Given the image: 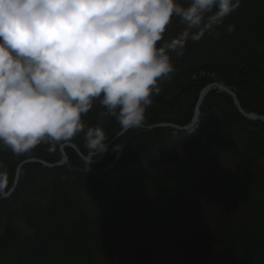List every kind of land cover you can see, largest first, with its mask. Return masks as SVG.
Returning a JSON list of instances; mask_svg holds the SVG:
<instances>
[{
	"label": "trees",
	"instance_id": "obj_1",
	"mask_svg": "<svg viewBox=\"0 0 264 264\" xmlns=\"http://www.w3.org/2000/svg\"><path fill=\"white\" fill-rule=\"evenodd\" d=\"M15 1L45 74H12L18 65L0 36L6 190L22 160L55 163L66 141L95 159L131 123L189 124L213 81L264 115V0H202L192 29L175 35L157 23L178 0H152L154 9L146 0H71L79 13L70 25L49 0ZM100 23L116 26L123 55L99 49ZM122 139L121 158L100 175L22 167L14 193L0 197V264H264V121L247 119L230 95L212 89L193 132L133 128ZM113 145L94 168L113 162Z\"/></svg>",
	"mask_w": 264,
	"mask_h": 264
},
{
	"label": "rangeland",
	"instance_id": "obj_2",
	"mask_svg": "<svg viewBox=\"0 0 264 264\" xmlns=\"http://www.w3.org/2000/svg\"><path fill=\"white\" fill-rule=\"evenodd\" d=\"M201 1L202 0H178V2L176 4H173V6L171 7L172 9L170 11L165 12V14L163 15V18H159V21L157 24L160 28V31L166 30L167 32L171 33L172 35H175L177 33H183L185 31H190V29H192V27L194 25V20L196 18L195 16L200 14L199 2H201ZM146 2L154 4V2H152V0L151 1L146 0ZM14 4L18 5V3L15 0H0V36L2 38L3 44H5L6 47H8L9 49L12 50V54H13L14 58L16 59L14 61L17 62V65H18L17 69L15 71H13L12 74H15L18 76V74L21 72V70H24L26 72V74L28 75V77L31 76V78L33 76H35V77H38L40 75L43 76L45 73L42 72L41 63L38 62V57H37L38 54L37 53L39 51H38L37 44H36V38L34 37V34H33L34 31L32 29V26L26 20H24L21 17V15L19 13L20 10H18L14 6ZM69 4L71 5L72 9H71ZM153 4H150L152 9H154L155 5L156 6L158 5V4H154V5ZM48 5L51 6L50 8L54 12H57L58 14H60L63 17L64 22L68 25L73 24L72 16L76 17V15L79 13V8L76 7L77 5L75 6V4L71 0H49ZM17 14H18V16H17ZM14 23L17 24L15 27L12 26ZM111 25L112 26L105 25L104 23L98 24L97 25L98 26V33H97L98 37L97 38L100 41L99 49L103 51V46H105L106 48H109V50H111V51L108 53V56L110 58L111 57L113 58V55L114 56L116 54L120 55L121 52L123 55V50H122L123 46H122L119 38L114 34L115 33L114 31H116V26L114 24H111ZM86 27L88 30H91V24H89ZM19 49H23L25 52H27V54L32 53V55H34V56L29 57V60L27 59L28 58L27 56H23L22 58L20 56L18 59V56H17V54H15V52H17ZM110 53H113V55ZM19 61L21 62V65L24 64V66L19 67ZM110 62H111V65L113 66L112 67L113 69L118 68V70L121 71L120 70L121 65H119L120 61L117 62V60H116L114 62L112 60ZM108 70L109 69H107V71ZM108 76L111 77L112 73L108 74ZM24 78H27V77H24ZM116 82H118V81H116ZM221 83H223V82H221ZM132 109H134V106H132ZM137 109L138 110H144V107L140 106ZM30 111L32 112L31 115H36L35 113L39 111V108L35 106ZM26 116H28V115H26ZM20 117H22V116H20ZM200 118H201V112H200ZM200 118H199L198 125L200 123ZM22 119H23L22 125L24 126V128L25 127L30 128L29 127V125H30L29 118L22 117ZM198 125H197V127H198ZM66 142H68V141H66ZM125 143H126V140H125ZM113 144L112 145L114 147H116V142H114ZM126 147H127V144H126L124 150L126 149ZM67 167L69 169L79 170V171H84V169H85L84 165H83V168H77L75 166H72L70 163L67 164ZM105 168H103L101 170L97 169L100 173L99 174H92V175H100L102 172H106V171L110 170V169L105 170Z\"/></svg>",
	"mask_w": 264,
	"mask_h": 264
},
{
	"label": "water",
	"instance_id": "obj_3",
	"mask_svg": "<svg viewBox=\"0 0 264 264\" xmlns=\"http://www.w3.org/2000/svg\"><path fill=\"white\" fill-rule=\"evenodd\" d=\"M212 89H218V90L230 95L232 97L233 103H234L235 107L237 108V110L247 119L264 121V115L253 113V112H247L245 109H243L236 92L232 88L225 85L224 83L214 81V82L207 84L206 86H204L200 90L199 96H198V99H197V102H196V105L194 108L193 117H192V120L189 124H187L185 126H179V125L171 123V122H159V123H155L152 125H144L142 123H131V124L127 125L126 127H124L121 131H119L113 138H111L103 147L101 155L95 159H90V158L86 157L82 153V151L73 142H70V141L64 142L63 144L60 145L61 159L55 163H50L46 160L36 158V157L27 158V159L23 160L16 167L14 180H13V183H12L11 187L9 188V190H6L4 187L0 186V197H4V198L9 197L14 193V191L16 190V188L18 186L19 180H20L22 167L26 164L40 163L43 166L48 167V168H54V167L67 165L69 163V157H68V154L65 150V147H70L78 153L80 158L84 161V167H85L84 170L85 171H87L91 174H99L100 172L97 169H95L92 166V164L99 163L102 160V158L104 157V155L106 154L109 147L114 142H116V146L118 149H117V153L115 155V158H114L113 162L105 168V170L111 169L116 164V162L120 159V157L122 156V153H123L124 148L126 146L125 140L122 139V137L130 129H133V128L153 129V128H159V127H161V128L169 127V128H173V129H176L179 131H185L188 133L193 132L196 129L198 122H199L202 102H203L205 96L207 95V93Z\"/></svg>",
	"mask_w": 264,
	"mask_h": 264
}]
</instances>
